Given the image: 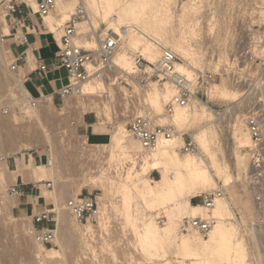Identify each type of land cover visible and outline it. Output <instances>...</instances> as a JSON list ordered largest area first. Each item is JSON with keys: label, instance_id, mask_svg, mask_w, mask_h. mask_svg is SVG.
<instances>
[{"label": "bare ground", "instance_id": "6f19581e", "mask_svg": "<svg viewBox=\"0 0 264 264\" xmlns=\"http://www.w3.org/2000/svg\"><path fill=\"white\" fill-rule=\"evenodd\" d=\"M78 1L84 4L86 16L76 23L74 42L86 49H96L99 45V39L103 38L101 33L118 39L120 44L113 56L112 70L117 71L122 77L130 76V73H133L136 55H142L149 62L155 63L159 59L161 49L170 45L173 51L183 54L184 60L178 65V70L194 81V89L198 83V71L195 67L199 66V62H203L205 41H210L214 47H217L218 53L220 51V58L217 62L207 58L206 68L211 70L220 68L222 63H226L225 60L229 56L228 52L233 38L228 31L230 22L221 21L219 23L214 21L215 24L217 23L214 25V22L212 24L208 20L207 25L209 27L207 26L208 29H206L208 35L206 34L207 36L204 37L202 35L204 34L203 28L206 27L201 26L200 19L202 16H199V9L202 7L197 3L193 5L192 1L194 0H191L192 4H188L190 0L188 3L187 0H183L179 1L177 5H174L175 1L173 2V0H56L55 8L44 17V21L48 23V30L56 33L55 29L59 23L72 16ZM2 2L3 0H0V3ZM28 3L33 6L37 4L36 0H28ZM3 7L4 4H1L0 68L2 69L1 74L6 80L4 81L0 75V92L6 88L8 93L3 95L8 94L10 105H23L27 112L37 114L36 121L40 120L39 123H41L40 125L37 122V125L42 126V131L38 127L36 128V124L34 127L16 124L19 118L13 116L14 114L12 116L10 114L6 122L1 119L3 116L0 117L1 122H3L0 127L2 129L0 130L2 131L0 137V187H5L10 183H18L26 168L30 169L32 182L39 183L44 180L53 182V189L43 188L42 196L46 201L51 200L54 205L52 209L46 208L44 211L49 210L56 215L54 223L56 239L53 247L50 248V252H47L43 249L45 248L44 245L35 241L34 238L36 244L34 248L36 249L33 252L38 264H69V254H77V250L80 251L78 255L75 254L77 264H127L129 261L132 262L133 258H137L145 264H171L173 254L176 255L177 264H249L250 252L247 247V240L242 235L243 229L240 220L235 216L231 200V196L234 199L239 196V188L235 186L236 184L234 185L235 181L231 184L228 183L233 176L237 177L236 179L243 178L245 180L251 172L249 152L247 154L243 149L253 145L247 127V115L242 114V108L250 110L251 99L250 96L240 94L241 90L239 91V88H236L233 83V77L237 74L234 68H241V65L242 68H245V65L240 62L237 52L234 54L233 62H231L232 66L227 70L229 77L226 78L225 76L221 83H211V86L208 87V97H211L213 93L214 96L212 97L228 102L222 109H216L205 103L206 101H202L203 99L201 100L195 92L188 105L175 106L172 112H168L166 104L177 92L176 87L168 82L164 86L150 83L147 89H142L137 83H134L137 99L133 101L129 100L127 92L122 90V96H125L124 99L127 100L122 107L124 109L122 113L125 115L131 113L135 116L147 113L152 125L172 127L174 131L172 137L160 138L155 149L145 150L142 144L128 133L129 130L116 120L111 133L97 134L96 141L102 139L103 142L88 144L89 142L84 137L83 143L88 148L89 146L94 148L96 145V148L99 146L107 147L109 154H104V157L99 154L95 155L98 156L96 157L98 158L97 161L94 162L93 168L95 170L90 166L86 172L82 169L80 179L77 180L73 176L76 178L73 181L74 178L70 176L72 173L64 155L66 153L64 152L65 142H62V145L57 140L58 143H56L57 141H54L56 137L52 134L53 130L50 133L51 130L45 129L46 124L43 122L45 118V121L46 119L48 121L47 124L50 121V124L53 125L58 120L56 119L58 117L54 118L56 115L54 109L53 111L50 110V107L55 108L52 94L45 95L41 100L40 107H33L25 99V95L33 96L24 82L26 69L23 70L22 67H19L17 71L9 69L11 62L8 63V61L12 57L9 49L4 45L5 38L2 41L1 37L11 33V30ZM205 21L207 22L206 19ZM101 23L105 24V28L99 34L98 27ZM215 26H218L217 33ZM87 29H90L89 33L85 32ZM87 37L91 39L88 42L91 44L89 48L81 42ZM56 38L59 40L57 35ZM162 41L164 43H161ZM28 52V64L33 68L36 62L35 56L31 49ZM107 77L108 73L106 77L91 78L83 87V95L74 96L75 104L73 105H78L81 110V120L86 125H88L84 118L86 111L96 110L103 113V117L107 118L110 115L109 112L116 107V100L114 101L113 97L116 94L117 85L115 82H108ZM101 92H105L106 95H100ZM65 101L70 107L71 101H68V98ZM129 103H131L132 110ZM127 109L128 111H126ZM49 111L52 115L54 112L55 115L51 117ZM103 119H101L102 122L98 123L104 125L105 119L104 121ZM186 125L196 126L192 133L196 148L193 152H187L182 157L180 151L184 142L183 134L186 133L182 128ZM60 133H65V131H60ZM39 136L42 137L40 140L51 146V149L47 150L45 154L46 164H37L35 162L37 158L34 157H31L29 163H21L15 155L23 147L38 149L41 146L36 144L37 141L38 143L41 142L38 139ZM32 137L36 138V142L30 141L28 143L27 138L33 139ZM22 140H26L27 144L19 145L18 142ZM59 140L61 142L62 138ZM227 140L232 146L233 165H230L226 156ZM103 147H101L103 150L101 148L99 150L104 151ZM10 157H14L17 161V169L15 170L9 168ZM154 170L162 172L163 182L157 186L152 185L148 177ZM221 181L223 182L222 185L220 184ZM142 183L144 187L141 186ZM75 184L76 187L77 184L79 185L78 189H75ZM83 186L99 188L102 190L103 199L107 195L108 197H110L109 195L119 197L117 203L115 204V201L114 205H111L112 209L108 207L106 200L104 201L100 197L103 202L100 205V214L96 226L92 224V221L87 223L77 221L67 209V201L70 198L80 196L82 193L79 195V192ZM227 186L229 187L227 188ZM224 187L228 191H225L226 196L219 199L216 207L212 210H207L202 205H195L191 202V198L197 193L206 192L205 190L209 188H223L225 190ZM243 189L245 191L243 194H246L245 187ZM18 195H15V199ZM249 196L238 199L241 203L238 205H241L253 216L255 211ZM38 198V195L33 197L35 201ZM15 199L13 198L6 203L7 207L9 203L15 204ZM205 210L211 213L210 216L216 218V223L209 232L208 238H204L195 230L179 233L182 220L207 216L208 213ZM112 213L119 216V220L122 221L123 233L128 238L126 242H123L121 238L122 242L114 240L115 236L111 237L113 234L110 236L112 225L110 226L109 220ZM162 216L165 218L163 225L160 224ZM243 221L245 222V220ZM28 224L30 228L27 227ZM28 224L27 222L26 224L23 223L21 228H25L26 232L30 231L33 234V221L30 220ZM120 230L122 232V229ZM30 249V251L33 250L31 247ZM259 255L262 260L263 254L260 253ZM85 258L90 259L89 262L88 260L84 261Z\"/></svg>", "mask_w": 264, "mask_h": 264}, {"label": "built area", "instance_id": "2783aa9c", "mask_svg": "<svg viewBox=\"0 0 264 264\" xmlns=\"http://www.w3.org/2000/svg\"><path fill=\"white\" fill-rule=\"evenodd\" d=\"M36 6L28 3V0H3L4 11L11 26L23 27L26 32L23 41L28 42L29 26L26 20L30 17L29 7L41 18L49 15L55 8L56 0H36ZM86 16V9L81 1H78L69 21L66 22L61 37V45L55 53V62L52 67L60 66L66 71V81L52 93L53 100L59 101L72 96L83 95V87L93 77H106L108 71H113V56L119 48V40L106 35L99 39L96 49H86L74 42L76 35V23ZM251 24V23H250ZM9 35H3L2 41ZM237 54L245 68H234L237 74L233 77V83L240 88L241 93L250 96L251 108L247 115V127L251 134L253 145L249 147V166L251 169L248 177V188L252 196L253 204L257 213L264 217V30L255 25L244 27L240 33ZM26 56V55H25ZM183 62L182 58L172 49L163 47L159 59L155 63L149 62L144 56L136 55L134 58V71L130 76H115L112 82L121 84L127 90V97L133 101L137 99L134 83L142 89H147L150 83L164 86L166 82L176 87V94L167 103L166 109L172 112L175 106H186L194 96V81L178 70V65ZM20 67L16 59L9 65L11 71H17ZM49 65L39 64L37 70L46 72ZM226 68L217 71H199L197 82L204 89L215 82L218 78L229 76ZM2 69L0 68V74ZM197 94V93H196ZM44 96L38 97L25 95V99L33 106L41 104ZM88 114H85V117ZM130 134L135 137L145 150L155 149L160 138H171L174 131L170 126H154L147 117V113L133 117L128 123ZM181 147L182 152H190L196 148L193 137L185 138ZM33 153V152H32ZM9 159H12L10 157ZM38 161H36L37 163ZM47 186H52L51 181H46ZM9 192L20 194L19 184H12ZM226 196L223 188H215L192 197L193 204H200L207 210L216 207L217 201ZM67 209L73 217L81 222L94 221L100 214L99 199L93 192L81 194L67 201ZM235 216L239 212L234 208ZM183 230H195L203 236H207L216 223L213 216H197L185 218ZM33 235L37 242L45 247L53 246L56 233L54 229L53 213L43 211L33 217Z\"/></svg>", "mask_w": 264, "mask_h": 264}, {"label": "rangeland", "instance_id": "374dc122", "mask_svg": "<svg viewBox=\"0 0 264 264\" xmlns=\"http://www.w3.org/2000/svg\"><path fill=\"white\" fill-rule=\"evenodd\" d=\"M174 1H175L174 5H177V4H179V1H183V0H177V1L173 0V2ZM188 2H189V0H187V3ZM192 2H193V5H194V3L195 4L197 3V5H200V7H202V8L199 9L200 10V14L199 13L198 14H199L200 17L202 16L201 19H200L201 20L200 21L201 22V26L202 27H206L205 29L203 28L204 31L202 30L203 33H204L202 35L204 37H205L206 34L208 35V31L206 29H208L207 28V26H208L207 24L210 21H211V23L214 22V21L219 22V23H221V21H224L226 23L230 22L229 23L230 26L228 25V29H229L228 31L230 32L231 37H233L232 38V45H231L232 48L230 47V49H229V52H228L229 56L225 60L226 63L225 62H224L225 64L222 63L221 64L222 66H220V68L215 69L214 71H217V70L225 68V67H226L225 70H228L232 66L231 62H233L234 54L237 52V49L239 47L240 33H241V31H242V29L244 27H247L249 25H253V26L255 25L256 28H260L261 30H264V4H263L264 0H199V1L198 0H194ZM201 2H202V4H201ZM1 4L2 3H0V5ZM188 4H192L191 0H190V2ZM262 11H263V16H262ZM0 13H1V8H0ZM70 17L71 16H69L67 19L63 20L61 23H59V25L57 26V29H55L56 33L53 34V35H57V37L59 38V43L60 44H61V36L63 34L62 30L64 29L66 22L69 21ZM214 18H215V20H214ZM205 19L207 20V22L205 21ZM208 20H209V22H208ZM214 25H217V23L215 24V22H214ZM217 27L218 26L214 27V28H216V30L214 29L216 31V33H217V30H218ZM103 28H105V24L101 23L100 27H98V33L99 34L101 33ZM230 29H231V31H230ZM89 31H90V29H87L85 32L89 33ZM105 36H106L105 34L102 35V33H101V37H105ZM89 40H91V39L87 37L85 40H83L81 42H83L85 45L88 46L87 48H89V47H91V44L88 43ZM209 42H206V41L204 42L205 43L204 45H206V46H204L203 62H199V66L195 67V69L198 72L199 71H203L204 72V71H207V70L208 71H212L211 69L206 68V66H205L207 58H209L208 60H212L213 62H217L218 58H220V55H219L220 51L218 53L217 47H214L213 43L210 42L211 43L210 44ZM161 43H164V42L162 41ZM165 47H169V48L173 49L172 46H170V45H167ZM175 52L182 58V60H184V58H183L184 56H183V54L181 52H177V51H175ZM10 62L12 63L13 60L11 59V60L8 61V63H10ZM240 67L242 68V65ZM107 73H108V77L106 79L108 80V82H111V83H112V80L115 78V76L122 77V75L119 74L117 71H108ZM0 75H2V74H0ZM223 77L225 78V76H223ZM223 77L218 78L215 82H212V83L213 84L214 83H221ZM227 77H229V76H226V78ZM2 79H4V81L6 80V78L3 77V75H2ZM115 84L117 85V88H116L117 90H116V94L113 97V99H114V101L116 100L115 101L116 107H115L114 110H111V112H109L110 115L107 116V118L103 117L104 115L101 112H98L96 110L91 112V111L88 110L89 112L86 111V113L88 114V117H91V119H92L91 122L92 123H91V125H86L81 120V117H80L81 110L78 108V105H76V106L73 105V104H75V97L74 96L68 97V101L69 100L71 101L70 107L67 106L66 101H65L66 99H64V101H59L57 98H56V100L54 102L55 108L50 107L51 111H53V109H54V112H56V115H55L54 112H52V113L55 115L54 118L58 117V118H56V119H58L57 123L52 125V123L50 124V121H49V123L47 124L48 121H47V119L45 121V118H44L43 122H45L44 124L47 125V126L45 125V129L48 128L49 130H51V131H49L50 133L53 130L52 134L56 137V139L54 141L58 140L59 144L60 143L62 144V142L63 143L65 142V144H66V147L64 149V152H66V153H64V155L66 157L69 169H70V171L72 173L71 174L70 171H69V173L71 174L70 176H72L71 178L76 177L77 180H78V179H80L79 176L83 172L82 169H84L85 172H86V170H87V168L89 166L93 168L95 166L94 162L97 161V159H98V158H96L98 156H95V155L99 154L100 156L104 157L105 155L109 154V152H108L109 148L107 150V147L101 146V147L104 148V151H100L102 149L100 146L98 148H96L97 145L96 146L94 145L95 146L94 148L91 147V146H89V148H88L83 143L84 142V137H86L87 142H89L88 144H96V142L99 141V140L96 141L97 134L98 133L99 134H101V133H103V134L104 133H111L112 130L114 129V122L116 120L121 122L123 124V126L128 130V123L135 116V115H131V113L130 114L128 113L127 115L122 113V112H124V109L122 107L127 102V100L124 99L125 96H122V94H123V91L127 92V90L121 84H117V82ZM232 85H234V84H232ZM234 86H236V88H238L237 85H234ZM238 90L240 91V88ZM194 91L197 93V95L199 96V98L201 100L203 99L202 101L205 100L206 101V102L204 101L205 103L210 104L211 106H213L216 109H222L228 104V102H226V101H222V100H219V99H217L215 97H212V96H214L213 93H212L213 95L211 94V97H208V93H207L208 88L204 89L201 86V83L200 84L197 83V85H195ZM6 93H8L6 88L3 89V91L0 92V117L3 116L1 118L2 121L4 120L6 122L7 117L10 114H11L10 116H12L14 114L13 116H16L17 118H19V120H17L18 122L16 121V124H18V125L20 124V126L21 125H27V126H33V127L35 126L34 124H36V128L38 127L39 130L42 131V129H41L42 126L40 127L41 123H39L40 120L38 119L39 121H36L37 120V118H36L37 114H34L33 112H27L26 108H24L23 105H21V106L18 105V104H15V105L11 104L10 105V103L8 101V97H7L8 94L7 95H3V94H6ZM104 93L101 92L100 95H104L105 96L106 94H104ZM240 94H241V91H240ZM45 95H48V94H45L43 92V96L44 97H45ZM3 96H5V97H3ZM141 103L142 102H140V104ZM130 104L131 103H129V107H130ZM13 106L15 107V109H14ZM38 107H40V106H38ZM65 107H66V110H65ZM131 110H132V108H131ZM126 111H128V109ZM247 112H248V108L247 109H243L242 108V114L243 115L244 114L248 115ZM32 114H34V116H32ZM85 114H84V118H85ZM49 115L51 117L54 116V115L51 114L50 111H49ZM102 118L105 119L104 125L98 123V122H102V120H101ZM104 119H103V121H104ZM37 122L40 125H37L38 124ZM2 123L3 122H1V120H0V127H1ZM195 127L196 126H188V125H186V126H184L182 128V130L184 132H186L185 138H188V137L192 136V133H193ZM0 130H2V129L0 128ZM63 130L65 131V133H60V131H63ZM1 133H2V131H0V137H1ZM128 133L130 134L129 131H128ZM41 138L39 136L38 139L40 140ZM61 138H62V140L60 142L59 139H61ZM27 139H28V141H27L28 143L30 141H32V142L35 141L36 142V138L35 137L33 139H29V138H27ZM26 140L19 141L18 144L23 146V145L27 144ZM40 141L43 142V143H41ZM40 141H39L40 143H38V141L36 143L37 145H39V144L41 145V146L39 145L40 147L38 149H26V148L23 147L20 150V152L17 153L15 156L16 157H20L21 155H25V156L30 157V159H31V157H34V158H37V161H38L37 164H44L45 163V154L47 153V150L51 149V146L49 144H45V142L43 140H40ZM58 141L56 143H58ZM99 142H103L102 139ZM104 142H106V141H104ZM43 144H45V145H43ZM250 146H252V145H249V146H247V147H245L243 149L245 153L248 154ZM85 147H87V149H85ZM225 149H226L227 159H228L230 165H233L232 162L234 161V156L232 154V146H231V144H230V142L228 140L226 142V148ZM96 150H97V152H96ZM105 150H107V151H105ZM191 152H193V151H191ZM185 153H187V152L180 151V155L182 157L184 156ZM12 159H14V157H12ZM10 160L11 159H9V162H8L9 163V168L11 170L17 169V166H15L14 164H11ZM26 169H28L29 177H30V169L29 168H26ZM93 170H95V169L93 168ZM249 175H250V173H249ZM249 175L247 176V178L244 177L245 180L243 178L236 179L237 177L233 176V178L231 177V180H229L228 183L231 184V182L234 183V181H235L234 185L236 184L235 186H238L237 188H239L238 195L240 197L237 196V198L235 197V199H234L231 196V200H232L233 207L236 208V210L239 212L238 219L240 220L241 228L243 229L241 232H243L242 235L247 240V247H248V250L250 252V255H249V258H248L249 259L248 262H250L249 264H261V263L264 264V261H263L264 260V217H262L260 213H257V211L255 209V205L253 204V201H251L252 204H253V207H254V211H255L253 216H251V214H249L241 205L240 206L238 205V204H241V203H239L240 201L238 199L245 198L248 195L251 196L249 188H248V177H249ZM148 177L150 178L151 183L154 186H157L159 183L163 182V180H162V172L160 170L152 171L148 175ZM76 178H74L73 181ZM241 179H243L245 182L243 180H241ZM238 180H241V181L239 182ZM46 181H51V180H44V181H41L39 183L33 182L35 184V186H36L35 187V192L39 196L37 201H35V199H33V196L29 197V199L31 201H34V202L37 203L36 204L37 207H36L35 211H33V212H28L24 208H22V210H20V208L17 207L19 205L18 197L20 195H18L17 199H15L16 196L9 192L10 186L12 184H19L20 181L18 183L7 184V185H5V187L4 186L0 187V194L3 192L2 193L3 196H2V194L0 195V205H1V209L0 210L2 211V212L0 211V218L2 217V219L0 220L1 221L0 222V264H38V260H37V258H35L36 256H35V253L33 252L34 249H36V248H34V246L36 247V244L34 242L33 234L30 231L26 232L25 228H23L24 229L23 230L21 228V226H22L23 223L26 224V222L28 224V222H30V220L33 221V217L37 213H40V212L46 210V208L52 209L54 207L53 202L51 200L46 201L43 198V196H42L43 195L42 194L43 188H45V189H53V186H51L50 188L47 186V182ZM51 183H53V182L51 181ZM222 183L223 182L221 181L220 184L222 185ZM244 183H245V186H244ZM141 186L144 187V184L142 183ZM74 187H75V189H78L79 185L77 184V187H76V184H75ZM228 187L229 186H227V188ZM242 187L243 188L245 187V190L247 192L246 194H243V192H245V191H244V189ZM224 188H225V191H226L227 190L226 187H224ZM81 189L82 190L79 192V195L81 193L86 194L88 192H93L94 194H96L98 196L99 205L102 204L103 200L104 201L106 200L107 205H108V207L110 209L113 208L112 206L114 205V202L116 201L115 202V204H116L118 199H119V197L116 196V195H113V197L111 195H109L110 197H108V195H107L103 199L102 198V195H103L102 190H100L99 188H87V187L83 186ZM212 189H214V188H209L208 190H205V191H210ZM247 190L249 191V194H248ZM226 192H228V191H226ZM197 194H199V193H197ZM228 194L230 195V193H228ZM250 196H249V199L251 198V200H252V196L251 197ZM100 197L103 200H101ZM13 198L15 199V202L13 201L15 204H13V203L10 204L9 203V206L7 207L6 203L10 202L11 199H13ZM112 199H113V201H112ZM191 200H192V198H191ZM16 203H17V205H16ZM195 205H197V204H195ZM3 208H4V210H3ZM206 212L208 213L207 216H210L211 213H209V211H206ZM246 212H247V214H246ZM162 215H164V214H162ZM111 216L112 217H110L111 219L109 221L111 222L110 226L112 225L110 227V231H112V233L110 232V236L113 234L111 237L113 238L115 236L116 239L114 237V240H116V241L118 240V242H122V240H123V242H126L128 238L123 233V228H122L123 225L121 223L122 221L119 220V216H117L116 214L112 213ZM203 216H206V215H203ZM243 217H244V219H243ZM250 217H251V219H250ZM53 219H54V223H55V219H56V215L55 214H53ZM243 220H245V222ZM160 221H161L160 224L163 225L164 222H165V218L162 216V218H160ZM73 222H74V220H73ZM184 223H185V220H182V222L180 223L179 233H181V234L183 232H187V231L183 230V224ZM92 224L94 226H96L98 224V219L94 220L92 222ZM27 227L30 228L29 224L27 225ZM120 229H122V232H121ZM116 233H117V235H116ZM128 233L130 235V232H128ZM120 234H123L124 236L123 235L120 236ZM122 236H123L124 239L122 238ZM203 237L204 238H208V235L207 236H203ZM30 247L33 249L32 251H30L31 250ZM51 247H53V246L45 247L43 249H44V251L50 252V248ZM76 252H77V254L76 253L75 254L78 255V253L80 251L77 250ZM260 253L263 254L262 255V260L260 259V255H259ZM75 254L74 255L69 254V255L72 256V257L73 256L75 257ZM70 256H69V259H68V263L69 264H77L76 257L72 258ZM172 258L173 259H172L171 264H175V263L177 264L176 255L173 254ZM134 259H136V260H134ZM69 260H70V262H69ZM87 260L89 262L90 259H86V258L84 259V261H87ZM129 262H130V264H132V263L133 264H145V263L141 262V260H138L137 258H133V261L132 262L129 261ZM129 262H127V264H129ZM86 264H88V263H86Z\"/></svg>", "mask_w": 264, "mask_h": 264}, {"label": "crops", "instance_id": "0c3cea01", "mask_svg": "<svg viewBox=\"0 0 264 264\" xmlns=\"http://www.w3.org/2000/svg\"><path fill=\"white\" fill-rule=\"evenodd\" d=\"M29 11L30 17L27 18L25 23L26 26H29V33L27 36L28 42L23 41L26 29L23 27L11 26L9 23L11 33L5 38L4 45L9 49L12 59L19 60L20 67H22L23 70L29 69L24 72V82L28 86L29 92L34 97H38L41 94L43 95V92L45 94H52L57 90L66 81V71L60 66H51V64L55 62L54 56L59 48L58 45H60L56 35H53L55 33L48 30V23L34 12L32 6L29 7ZM30 49L36 61L33 68L29 66V61L27 59V56H29L28 50ZM42 63L49 65V69L46 72L37 70L39 64ZM91 120V117H85V121L88 125L92 123ZM18 158L21 163L30 162V157L28 156L21 155ZM10 163L17 166L15 158L11 159ZM19 186L21 195L18 197L19 205L17 207L20 208V210L24 208L28 212L35 211V202L31 201L29 197L37 195L35 192L36 186L30 180L28 169H25Z\"/></svg>", "mask_w": 264, "mask_h": 264}]
</instances>
